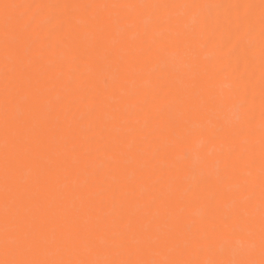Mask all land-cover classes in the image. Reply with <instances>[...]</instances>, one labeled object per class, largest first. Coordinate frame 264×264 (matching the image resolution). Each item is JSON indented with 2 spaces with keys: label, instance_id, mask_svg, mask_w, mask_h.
Wrapping results in <instances>:
<instances>
[{
  "label": "bare ground",
  "instance_id": "6f19581e",
  "mask_svg": "<svg viewBox=\"0 0 264 264\" xmlns=\"http://www.w3.org/2000/svg\"><path fill=\"white\" fill-rule=\"evenodd\" d=\"M2 3L204 6L158 10L161 16L169 18L155 33L156 41L167 42L163 50L144 35L146 29L151 31L152 19L157 14L152 9L45 7L17 9L14 14L23 17L21 24L32 33V54L39 71L49 78L51 91L45 96L42 115L53 110L62 127L70 119L80 140L87 141L86 147L93 151L94 159L89 161L87 172L73 180L77 194L95 180L97 188L90 198L105 201L101 214L105 220H111L120 211L119 202L114 205L106 190L115 188L128 193L125 219L143 217L141 230L154 227L144 204L155 195L171 203V224L181 229L191 225L197 231L207 214L210 192L221 196L226 207L245 200L251 192L255 207L250 211L257 230L254 254L259 258L260 129L264 123L260 9L251 12L254 40L250 47L244 20L247 10L229 6L259 5L260 0H0ZM92 16L114 21L104 43V48L113 53L109 60L100 51L83 60L76 58L86 51L92 52L95 30L88 24ZM125 41L152 49L137 65L135 74L129 72L127 76L116 71L118 66L123 67ZM14 62L12 57L10 63ZM4 65L0 32V259L4 214ZM161 88L165 91L161 92ZM52 157L61 158L58 148L53 149ZM68 163L73 169L82 168L80 153H74ZM230 165L235 166L234 174ZM23 179L31 180L28 168L23 170ZM63 191L64 181L60 179L54 194ZM193 193H198L199 199L185 203ZM80 205V200L75 199L70 207ZM167 227L163 225L162 231ZM202 243L209 247L206 256L210 259L223 258L218 251L222 246H237V240L227 234ZM244 247L250 248L246 239ZM42 255L79 258L87 253L81 249L77 255L47 247ZM100 255L111 258L114 253Z\"/></svg>",
  "mask_w": 264,
  "mask_h": 264
},
{
  "label": "snow or ice",
  "instance_id": "6c2138e0",
  "mask_svg": "<svg viewBox=\"0 0 264 264\" xmlns=\"http://www.w3.org/2000/svg\"><path fill=\"white\" fill-rule=\"evenodd\" d=\"M45 7L156 10L152 29H146L144 35L153 43H158L163 50L167 42L156 41L155 33L169 18L161 16L158 10L204 6L147 3L55 6L0 4V32L3 35L5 61L2 100L3 259H0V264H264V123L260 129L259 258L254 254L257 230L251 192L245 200L234 202L232 207L224 206L222 197L210 192L207 197L208 210L201 219V228L193 231L191 225L181 229L171 224L172 205L158 196H151L144 204L154 227L141 230L143 217L125 219L128 193L115 188L106 190L114 205L119 202L120 211L111 220H105L101 214L105 201L90 198L97 188L95 180L79 194L73 190V180L82 172H87L89 161L94 159L93 151L86 147L87 141L80 140L70 119L62 127L58 114L54 115L53 110L42 115L45 96L51 91L49 78L39 71L37 59L32 54V33L27 25L21 24L23 17L14 14L17 9ZM229 7L247 10L244 20L250 47L254 40V18L251 12L257 7L260 9V58L261 71L264 73V0H260L259 5L237 4ZM88 24L95 30L92 52L86 51L76 58L83 60L100 51L105 60H109L113 53L104 48V43L111 34L114 21L110 17L92 16ZM122 47L125 49L123 67L118 66L116 71L124 76L129 72L135 74L137 65L152 51L151 48L142 49L135 41L122 42ZM12 57L15 58L14 63H10ZM40 58H43V50ZM160 91L165 90L161 88ZM261 115L264 119V80ZM65 116L67 118L66 112ZM56 148L60 151L59 159L52 157V151ZM77 152L80 153L83 166L73 169L68 160ZM25 168L31 174L29 181L23 179ZM229 169L235 173L234 165H230ZM60 179L64 181V191L56 195L55 186ZM75 199L81 202L79 208L70 207ZM197 199L199 194L193 193L185 203L191 204ZM165 224L168 225L167 230L162 231ZM223 234L235 238L237 246L230 243L226 247L222 246L218 251L223 258H207L209 247L202 241H211ZM245 239L250 248L244 247ZM47 247L77 255L83 249L87 255L79 258H47L42 255V250ZM104 252L114 255L111 258L102 257L100 254ZM202 255L204 258H200ZM154 256L160 258H152Z\"/></svg>",
  "mask_w": 264,
  "mask_h": 264
}]
</instances>
